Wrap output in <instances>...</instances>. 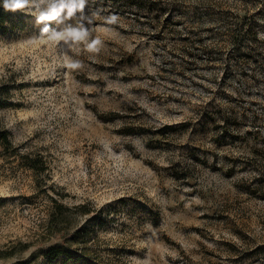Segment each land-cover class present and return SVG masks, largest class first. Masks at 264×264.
<instances>
[{
  "label": "rangeland",
  "instance_id": "obj_1",
  "mask_svg": "<svg viewBox=\"0 0 264 264\" xmlns=\"http://www.w3.org/2000/svg\"><path fill=\"white\" fill-rule=\"evenodd\" d=\"M85 11L98 54L2 23L0 264H264V0Z\"/></svg>",
  "mask_w": 264,
  "mask_h": 264
},
{
  "label": "clouds",
  "instance_id": "obj_2",
  "mask_svg": "<svg viewBox=\"0 0 264 264\" xmlns=\"http://www.w3.org/2000/svg\"><path fill=\"white\" fill-rule=\"evenodd\" d=\"M35 3L36 0H2L0 6L5 11L34 15L36 24L42 26L41 37L54 42L57 46L72 49L83 45L91 54H98L101 51L103 41L98 36L93 37L88 27L92 23L85 11L88 0H52L47 9L39 11L38 14L34 11ZM117 19L112 15L107 18V22L114 24ZM65 66L71 70H78L82 64L79 60L69 58Z\"/></svg>",
  "mask_w": 264,
  "mask_h": 264
},
{
  "label": "trees",
  "instance_id": "obj_3",
  "mask_svg": "<svg viewBox=\"0 0 264 264\" xmlns=\"http://www.w3.org/2000/svg\"><path fill=\"white\" fill-rule=\"evenodd\" d=\"M0 3H2V0H0ZM245 13V12H244ZM9 14V11H5L3 9L2 6H0V30L3 29L2 27V23L7 19ZM20 20H22V18L20 17ZM239 22L244 23V20L242 19V17L239 19ZM245 26H242L240 28V30L238 29L236 33H242L241 31H248L249 29H251L249 26L248 28H244ZM3 31V30H2ZM10 91L9 89L5 86V84H0V107L6 106L9 104L8 102V95H9ZM0 143H2L4 146H7L9 143V139H8V133H6V131L1 127L0 125ZM62 208V206L58 205L57 207ZM83 208V206H82ZM89 210H86V212H88ZM65 252V247L63 244H59V243H54V244H50L48 245V247L46 248V250L44 251V256L45 259L41 260L40 262H34L31 260H24L21 261L19 264H45V262H50L53 261L54 259L59 258L62 254H64Z\"/></svg>",
  "mask_w": 264,
  "mask_h": 264
}]
</instances>
